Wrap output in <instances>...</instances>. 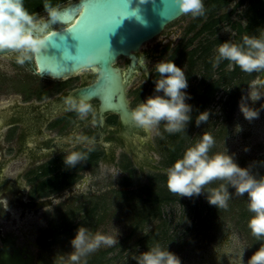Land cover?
Returning a JSON list of instances; mask_svg holds the SVG:
<instances>
[{
	"label": "rangeland",
	"instance_id": "obj_1",
	"mask_svg": "<svg viewBox=\"0 0 264 264\" xmlns=\"http://www.w3.org/2000/svg\"><path fill=\"white\" fill-rule=\"evenodd\" d=\"M256 1L229 0L213 8L211 0H204V16L194 18L186 14L144 46L143 52H153L157 48L155 58L145 60L152 72L150 78H158L154 65L163 59H172L177 66L184 68L188 78L185 91L192 97L186 102L193 106L192 119L184 132L170 135L163 131L162 122V136L157 135L155 130L150 135L147 133V140L141 148L147 157L155 159L152 164H156L155 169L144 168L129 180L123 179L117 168L103 166L101 171L92 172L91 176L77 182L73 190L40 204L38 208L24 205L22 197L12 196L7 201V209L11 214L0 209V225L4 226L0 227V246L2 237L10 236L7 240L10 251L30 259L32 264H71L68 259L74 251L71 240L79 227H85L93 234L114 233L118 241L111 247L101 246L90 254L86 258L87 264L89 259L95 258L98 264H137L134 257L154 243L168 247L180 257L181 264H248L250 257L264 246V238L256 239L248 227L251 213L247 209V193L238 196L235 189L229 186L231 199L228 207L219 209L214 206L213 210L207 205L206 193L191 198L170 193L173 199L162 202L160 214L137 220L133 215L136 214V208L144 207L142 198L147 197L148 192L140 189L154 183L155 190L167 191V179L159 176H166L164 169L180 158L184 150L204 132L212 134L216 140L213 151H222L226 147L229 154H235L234 159L240 166L249 167L258 176L264 175V96L255 102L247 99L250 107L260 109L257 119L249 122L239 109L241 97L249 96V85L254 80L263 79L264 72L248 74L240 70L236 73L237 66L230 62L221 66L225 62L222 61L215 67L212 63L220 43L240 42L241 37L250 35L246 28ZM228 14L229 17H226ZM212 19L218 20L214 32L204 31L191 39L193 33ZM236 23L242 24V32ZM261 32H264V18L254 35ZM167 46L168 52L165 51ZM185 46L193 47L194 54L189 53V50L184 52ZM208 48L210 51H205ZM190 56L193 59L192 66L189 64ZM120 64H126L124 59ZM144 80L142 74L138 73L130 85L132 98L137 97L136 104L147 98L146 95L140 97L137 92V87L145 84ZM209 83L216 86L213 98L203 108V111H210L209 120L197 126L194 111L201 102L200 94L204 93ZM237 123L243 129L239 133L235 131ZM0 132L5 136L6 129ZM0 143L4 144V137H1ZM245 148L248 150L245 151ZM0 151L2 160L7 150ZM11 166L0 164V174L4 168L2 181L5 175L11 178L15 176L17 170L10 172ZM17 167L20 168V165ZM219 183L214 181L210 187L218 186ZM122 189L133 192L125 197L118 191ZM44 236L47 242L41 244V237Z\"/></svg>",
	"mask_w": 264,
	"mask_h": 264
},
{
	"label": "flooded vegetation",
	"instance_id": "obj_2",
	"mask_svg": "<svg viewBox=\"0 0 264 264\" xmlns=\"http://www.w3.org/2000/svg\"><path fill=\"white\" fill-rule=\"evenodd\" d=\"M79 1L81 0L50 2L62 11ZM25 7L29 12L38 15L40 25L47 21V36L70 26L75 21L73 19L65 23L61 20L55 22L49 20L44 10V0H25ZM216 21L218 20L212 19L206 22L196 33H193L191 39L204 31L214 32ZM205 26L207 29L204 30ZM146 44L137 53L138 57L144 58V64L148 69L147 74L138 65L135 73V76L141 73L146 79L145 84L142 83L137 87L140 97L143 95L148 97V94L154 93V78L149 77L152 72L145 60L155 58L157 48L153 49V52L150 50L143 52ZM168 50L169 46L165 48L166 52ZM183 50L184 52L189 50V53L194 54L191 46H185ZM17 55L18 53L12 50H0V130L6 129L5 136L0 132V139L4 137V144L0 143V150H7L0 164L12 165L10 172L17 170L15 176L11 178L5 175L2 181L4 171L2 168L0 198L9 202L12 196L22 197L21 201L24 205L38 208L40 204L73 190L77 182L85 180L92 172L101 171L103 166L111 165L117 168L121 171L122 178L129 180L137 171L156 168V164L152 165L155 159L147 157L141 148L147 140V132L137 126L130 127L127 131L123 129L119 113L105 112L102 116L100 100L95 99L91 102L93 112L84 119H80L75 112L66 111L65 104L59 105L73 90L97 80V72L83 69L72 76L59 77L48 71L44 72L40 55L32 60H26L23 65L15 62ZM189 58V64L192 66L193 59L191 56ZM123 59L126 64L121 65ZM117 63L121 68L130 67V60L126 57H119ZM132 81L133 79L128 87V98L130 106L134 108L137 105V97L132 98L130 87ZM209 85L211 83L207 84ZM200 106L201 102L195 108L196 116L201 112ZM84 140L95 142H84ZM148 145L153 149L150 144ZM70 151H80L86 158L81 159L74 166H69L64 162V158ZM18 165L20 168L17 167ZM123 187L129 188L127 185ZM4 210L11 214L8 209ZM0 227L4 226L0 225ZM10 238V236L2 237L0 254ZM45 242H47L45 236L41 237V244ZM25 259L32 264L30 259Z\"/></svg>",
	"mask_w": 264,
	"mask_h": 264
},
{
	"label": "clouds",
	"instance_id": "obj_3",
	"mask_svg": "<svg viewBox=\"0 0 264 264\" xmlns=\"http://www.w3.org/2000/svg\"><path fill=\"white\" fill-rule=\"evenodd\" d=\"M176 3L184 14L194 18L205 15L204 0H176ZM44 10L52 22L62 20L64 15L50 0H44ZM38 19L36 13L29 12L25 7V0H0V50L18 53L15 61L17 64L23 65L26 60L34 59L47 47V21L40 25ZM95 60V56L89 55L86 64L92 65L93 71L99 72ZM225 60L248 74L264 72V32L244 35L241 42L220 43L212 60L213 66ZM154 72L158 74L154 80V94L131 110L130 119L149 135L155 130L157 135L162 136V122L164 132L170 135L182 133L192 119L193 111V106L186 102L192 98L185 91L188 88L186 72L172 59L157 62ZM249 87V96L241 97L239 109L244 118L251 122L259 117L260 109L250 107L247 99L255 102L264 96V79L254 80ZM65 110L75 112L80 119H84L93 112V105L87 96L72 97L66 100ZM209 116V110L199 112L196 125L207 122ZM242 130V126L237 123L235 131L239 133ZM215 145L213 135L204 132L194 144L188 146L180 158L164 169L168 190L179 197L190 198L206 193L207 202L219 209L228 207L231 199L229 186L235 189L238 196L247 193V209L251 213L248 227L256 239L264 238V175L258 176L249 167L240 166L234 159L235 154H229L226 147L222 151H213ZM85 158L80 151H70L64 162L74 166ZM214 181L221 183L210 187ZM0 209H7L6 199L0 198ZM117 242L114 233L93 234L87 228L79 227L71 240L74 251L68 259L71 264H87L86 258L90 254L101 246L111 247ZM134 259L137 264H181L180 257L160 243L152 244ZM248 264H264V246L250 257Z\"/></svg>",
	"mask_w": 264,
	"mask_h": 264
},
{
	"label": "water",
	"instance_id": "obj_4",
	"mask_svg": "<svg viewBox=\"0 0 264 264\" xmlns=\"http://www.w3.org/2000/svg\"><path fill=\"white\" fill-rule=\"evenodd\" d=\"M61 13V22L75 21L47 36V47L39 54L44 72L65 77L93 70L86 64L89 55L95 56L100 71L97 80L73 90L59 105L72 97L87 96L90 102L100 100L102 116L119 113L123 129L136 127L130 119L133 108L128 87L138 65L148 74L144 58L137 53L184 15L176 0H81ZM119 57L130 60L128 69L118 65Z\"/></svg>",
	"mask_w": 264,
	"mask_h": 264
},
{
	"label": "trees",
	"instance_id": "obj_5",
	"mask_svg": "<svg viewBox=\"0 0 264 264\" xmlns=\"http://www.w3.org/2000/svg\"><path fill=\"white\" fill-rule=\"evenodd\" d=\"M227 2H229V0H211L210 5L213 8L214 7L217 8L218 6L224 5ZM252 9L254 10L253 11L254 13L250 14V16H249L250 21H249V24L246 28L249 30L250 35H254L258 25L261 23V21L264 18V0H257L255 5L252 7ZM226 17H229V14ZM235 25L238 27L240 32L243 31L242 24L236 23ZM241 40H242V37H241ZM241 40H240V42H241ZM228 62L229 61L225 60V62L222 63L221 66H225L226 63H228ZM239 71H240V68L237 66L236 67V73ZM246 81H249V80H245V82ZM215 88H216V86L212 85V84L209 86H206V90L201 95V106L199 108V111H203V108L207 105L209 100H211V98H213V95L215 93ZM173 156H174V154H172V157ZM172 161H174V159ZM159 177H161L164 180L167 179L166 176H159ZM154 185L155 184L153 183L150 186H145V187L140 189L141 191H146L148 193H147L146 198H142L141 203L143 204L144 207H142V208L138 207L135 210L136 214L133 215L135 220H137L139 218L140 219H146V218L148 219L151 216L160 214L161 208H162V205H161L162 202L171 201L173 199V197L170 194L172 192H170L168 190L167 191H164V190L157 191L153 188ZM131 192H133V191H130V192L129 191H120L119 193L123 194L125 197L126 196L128 197L130 194H132ZM128 193H130V194H128ZM131 198H133V195L131 196ZM207 205L210 209L213 210V208H214L213 205H210L208 202H207ZM146 206H147V209H145ZM212 213L214 214L215 212H212ZM151 238H152V236L150 237V239ZM43 260H45V262H49V260H46V259H43ZM97 260H98L97 258L89 259L88 263L89 264H98ZM52 264H56V263H52Z\"/></svg>",
	"mask_w": 264,
	"mask_h": 264
},
{
	"label": "bare ground",
	"instance_id": "obj_6",
	"mask_svg": "<svg viewBox=\"0 0 264 264\" xmlns=\"http://www.w3.org/2000/svg\"><path fill=\"white\" fill-rule=\"evenodd\" d=\"M0 264H30V263L21 255L12 254L10 252L9 245L7 244L5 246L4 251L0 254Z\"/></svg>",
	"mask_w": 264,
	"mask_h": 264
}]
</instances>
